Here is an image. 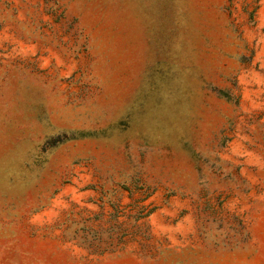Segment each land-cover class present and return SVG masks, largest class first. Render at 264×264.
<instances>
[{
  "label": "rangeland",
  "instance_id": "obj_1",
  "mask_svg": "<svg viewBox=\"0 0 264 264\" xmlns=\"http://www.w3.org/2000/svg\"><path fill=\"white\" fill-rule=\"evenodd\" d=\"M0 264H264V0H0Z\"/></svg>",
  "mask_w": 264,
  "mask_h": 264
}]
</instances>
